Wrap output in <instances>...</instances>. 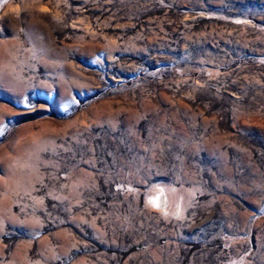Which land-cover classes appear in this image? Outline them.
<instances>
[{
	"label": "rangeland",
	"instance_id": "obj_1",
	"mask_svg": "<svg viewBox=\"0 0 264 264\" xmlns=\"http://www.w3.org/2000/svg\"><path fill=\"white\" fill-rule=\"evenodd\" d=\"M0 264H264V0H0Z\"/></svg>",
	"mask_w": 264,
	"mask_h": 264
},
{
	"label": "bare ground",
	"instance_id": "obj_2",
	"mask_svg": "<svg viewBox=\"0 0 264 264\" xmlns=\"http://www.w3.org/2000/svg\"><path fill=\"white\" fill-rule=\"evenodd\" d=\"M154 200H156V198H155ZM154 200H153V201H154ZM157 202H158V201H157ZM157 202H154V203L156 204Z\"/></svg>",
	"mask_w": 264,
	"mask_h": 264
}]
</instances>
